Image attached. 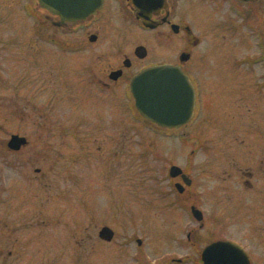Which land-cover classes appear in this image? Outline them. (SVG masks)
<instances>
[{
	"label": "rangeland",
	"instance_id": "rangeland-1",
	"mask_svg": "<svg viewBox=\"0 0 264 264\" xmlns=\"http://www.w3.org/2000/svg\"><path fill=\"white\" fill-rule=\"evenodd\" d=\"M203 2L210 15L201 21L211 34L196 31L206 40L208 53L202 70L210 85L203 87V110L200 119L186 127L162 133L134 108L129 113L118 97L121 105H106L97 96L85 99L78 87L91 53L67 54L53 44L45 46L40 28L45 24L44 10L38 0H0V264H199L194 258L210 241V232L213 237L221 230L238 233L228 220L237 214L239 185L235 174L224 180L223 158L225 151H236L233 138L245 134L231 128L237 124L238 105L247 103L246 120L258 114L248 98L239 99L238 89L243 82L244 95L253 92L256 79L251 72L261 68L250 71L245 65L242 70L236 62L262 53L256 45L264 32V0ZM117 21L96 22L93 29L100 25L102 33L115 34L106 38L118 43L142 44L149 51L144 62L156 61L155 32L144 30L134 18L125 24ZM87 31L59 33L75 40L85 38ZM176 39L159 45V62L176 57ZM100 50L95 51L94 62ZM255 99L263 102L261 96ZM47 119L52 130L41 132L39 139L37 125L46 127ZM80 119L84 140L72 135L62 146L61 132L80 127L75 122ZM16 133L32 139V146L18 156L7 147ZM225 136L232 137L226 147L221 142ZM197 139L210 140L209 148ZM44 146H51L53 162L50 203L34 206L31 195L24 205L13 203L12 185L21 177L12 163L16 158L33 159L35 149L41 153ZM63 150L69 153L61 157ZM32 163L26 168L32 170L44 161L38 156ZM172 164L193 179L192 201L177 194L169 175ZM180 198L189 203H178ZM190 202L203 212V221L193 217ZM224 210L228 211L223 214ZM225 223L229 226L223 229ZM103 226L115 231L112 241L99 236ZM258 262L263 264L264 256Z\"/></svg>",
	"mask_w": 264,
	"mask_h": 264
},
{
	"label": "flooded vegetation",
	"instance_id": "flooded-vegetation-1",
	"mask_svg": "<svg viewBox=\"0 0 264 264\" xmlns=\"http://www.w3.org/2000/svg\"><path fill=\"white\" fill-rule=\"evenodd\" d=\"M182 1L162 0L161 2V0H104L102 8L97 14H94L85 20H79L76 22H63L59 15L42 7L44 10L45 20V24L43 23L40 25V28L42 29L41 36L43 37L42 42L49 48L53 44L54 46L61 48L62 52L67 54L85 53L88 50L90 51V57L92 59L84 65V73H86L84 74V77L80 79L82 86L79 85L78 87L80 90L79 92L86 96L85 99L97 96L98 100H103L106 105L109 106L124 104L129 113L131 112V109L134 108L139 113L140 118L146 123L154 124L162 133H169L186 127L200 116L204 106L203 87L210 85V80L205 78L207 72L202 70L205 64H207L208 53L205 44L206 40L201 37L200 34L198 35L196 33V31L199 30V32L204 33V36H211L205 28L206 24L204 23L207 19H209L210 14L208 13L207 15L206 10L208 8L206 7V4H204L203 0ZM239 1L242 4L249 2L255 4L260 0ZM196 14H198V16ZM139 15L146 16V21L142 17H138ZM243 16L244 14L241 12L240 17L242 18ZM201 17L204 22L201 21ZM133 18L144 30L155 32L154 36L158 46L156 61L144 62L149 56V51L146 47H142V44L131 43L130 46V44H125L124 41H120V43H118L115 39H107L106 37H113L115 34L107 35V32L102 33L100 25H98V28L93 29V25L96 22L101 23L113 20L115 24L119 19L124 23V21L129 22ZM198 28H201L203 31H200ZM82 29H86L88 31L85 38H78L79 40H66L62 36L63 34L59 33L66 32L67 30L77 32ZM121 37H123V35H121ZM165 37L166 39H170L169 41L171 42L173 38H177L176 57L169 61L159 62V45H163L166 41ZM114 41L117 43V46ZM257 44L258 45L256 46L258 47V50H261L262 48V53L258 55L254 54L240 57V59L236 62V67L243 70V68L247 66L246 68L250 71L257 67L261 68L260 72H251L252 78L256 79L255 83L253 82L252 85L253 92L252 90H248V92H250L244 95L245 89L243 85L245 83L243 82L242 87L238 89L239 99L246 101L248 98L252 107L258 114L254 119L246 120L243 118V109L246 107L245 109L247 110V103L238 105L236 110V117L238 119H236L237 124L231 128L236 129V132L244 131L245 134L242 137L236 135L233 138L234 141L231 143L235 144L234 148L236 151L234 153L225 151L223 158V173L225 175L224 180L231 179L235 174L236 184L239 185V204L235 208V212L237 214H232L233 217H235V220H228V222L233 221L232 225L237 226L239 231L238 233L236 232L232 235L221 230L217 232L216 237H213V234L210 232V241L205 244L201 251H199L200 257L196 260L194 258V261L199 264H204L202 253L205 247L218 241H228L237 245L247 255L249 264H260L258 262L259 256H264V32L262 33V40H260V42L258 41ZM100 48L101 50L99 52L101 53H98V55L94 58L97 60L94 62L93 56L96 54L95 51ZM204 54H206L205 57ZM197 55L200 57H197ZM102 58L103 60H101ZM159 64H172L179 66L188 77L194 88L195 103L193 115L188 123L179 128L163 127L157 123L149 121L140 113L136 106L135 96L131 89L134 77L145 68ZM194 67H198L200 70L196 72L193 69ZM51 72L50 65L47 69L48 77H46L48 87H50V83L48 81L51 80ZM258 96H261L263 100L262 103H259V100L255 99V97ZM116 97H118L119 101L122 102L121 104L116 103ZM198 119H200V117ZM45 122L46 127L40 125L41 123L37 125L41 128L40 134L38 135L39 139H41L42 133H49L52 130L51 121L47 119ZM75 122H78L79 124L81 123V125H79L80 127H75L73 130L69 131L63 130L61 132V145L64 147L66 145L64 143L68 140V138L72 137V135L73 137L78 138L79 141L84 140L82 137L84 136L83 121L80 119ZM16 134L24 136L26 138V142L16 148H13L9 145V139L7 141V147L14 155L18 156L24 149L32 146V139L28 135L20 133ZM166 137L170 138L173 136L166 135ZM208 138L209 137H206V139ZM231 138L232 137L228 136L223 137L221 141L222 145L224 147H226V145L228 146ZM197 140H199L198 142H205L209 148V143L211 142L210 140ZM42 148L43 150L41 153L35 149L33 159H31V156H28V159L23 162L20 158H16L12 163V165H16L15 168H17L19 176L21 177L20 181L12 185L13 193L11 192V197L13 199V203L16 202V204L24 205L26 202H29V200L25 198L29 195L33 198L32 203L34 206L45 207L50 203L52 196L50 176L53 168L51 146L50 148L46 146ZM68 153L63 150L58 154H61L62 157V155H66ZM38 156H41L43 159V165L34 167L32 170L30 168H26L27 165L33 164L32 162H34ZM173 165L176 164H172L170 166L169 175L173 181L177 194L181 198L185 196V198H189L190 201H192L191 187L193 179L185 170L177 176H172L171 167ZM184 174L188 176L187 180L189 179L190 183L186 182ZM8 195H10V190L8 191ZM18 195L19 197L17 199ZM181 198L177 201L178 203L185 205L189 203L185 199ZM190 203L192 212V207L196 205H194L195 203L193 202ZM230 210L229 214H226V216L229 215L228 217L231 216ZM225 211L226 210L223 211V214ZM193 217L195 218L194 215ZM203 219L201 221H203ZM203 225L204 224L202 223V226ZM243 225H246L247 227L241 228ZM227 226L229 225L225 223L222 228H227ZM188 237H191V233L188 234ZM138 243L141 244L142 241H138ZM193 248H195V244L193 245Z\"/></svg>",
	"mask_w": 264,
	"mask_h": 264
},
{
	"label": "water",
	"instance_id": "water-1",
	"mask_svg": "<svg viewBox=\"0 0 264 264\" xmlns=\"http://www.w3.org/2000/svg\"><path fill=\"white\" fill-rule=\"evenodd\" d=\"M38 2L43 8L59 15L63 22H76L97 14L104 0H38ZM138 17L146 19L144 15ZM131 89L141 114L158 125L179 128L188 123L193 115L194 88L179 66L160 64L148 67L134 77ZM24 142H26L24 136L14 134L9 145L16 148ZM182 172L178 165L171 167L172 176ZM184 177L186 182L190 183L186 174ZM192 212L197 220L203 219V212L198 207L193 206ZM99 235L102 239L111 241L115 231L109 226H103ZM202 258L204 264H249L243 250L228 241H218L206 246Z\"/></svg>",
	"mask_w": 264,
	"mask_h": 264
}]
</instances>
